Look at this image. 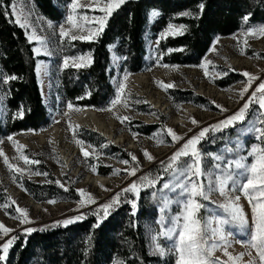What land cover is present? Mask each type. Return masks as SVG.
<instances>
[{
  "label": "rangeland",
  "instance_id": "1",
  "mask_svg": "<svg viewBox=\"0 0 264 264\" xmlns=\"http://www.w3.org/2000/svg\"><path fill=\"white\" fill-rule=\"evenodd\" d=\"M54 3L61 13L57 20L49 19L43 15L34 0H11L10 4V11L12 12L14 5L16 11L22 12L23 19L30 25L29 28L21 27L25 35L26 32L30 33L34 30L43 39L45 47L50 53L49 55H37L33 51L37 59V81L48 119V126L42 131L59 127L66 131V136L60 141L39 143L33 137L34 134L42 131L38 133L33 131L20 132L12 135L15 141L26 146L24 152L30 159L40 161L38 164L26 166L23 160L19 159V153L13 144L7 140L8 136L0 134V150L4 152L9 162L27 169L22 175L12 172L4 164V157H0V205L10 204L11 200H14L19 207L28 211L29 218L32 221L30 224L21 225L14 218L18 215L15 212V204L11 207H0V222L9 229L15 230L9 233L8 236L0 235V244H3L12 235L26 234L23 229L27 227L35 228L40 224L50 223L58 218L66 219L81 214L86 217L90 212H94L99 204L107 202L121 188L127 187L133 181H139L141 177L148 176L156 179L157 184L155 187H144L149 188V197L151 202L153 200L155 206V216L145 224L147 248L149 254L157 258V264H176L178 257L172 251L174 239L161 238L158 241L168 250V254L163 257L154 254V241L152 240V237L156 236L162 228L172 227L174 218L182 212L180 190H164L163 185L164 183H175L172 179V173L165 172L164 169L169 162V157L182 146L184 140L174 143L164 129L170 127L186 140L197 134L201 128L225 119L243 105L255 87L264 82V58L260 57V53L264 50V37L245 38L243 36L248 28L260 24H253L232 36L215 37L207 53L197 66L171 65L174 67L165 68L160 66L164 64L160 63L157 57V40L161 31L156 34L150 31V26L158 16L151 18L150 12L144 35L146 43L145 66L141 71V73L149 76L148 80L137 86L130 84L132 75H128V80L125 82L127 107L121 103L117 104L112 111H100L92 108L99 115H103L104 120L106 119L105 127H107L106 130L109 135L105 136L101 132L78 128L76 138L82 140L85 146L91 145L95 149L96 155H90L86 159L80 151V146L73 140V130L68 127L71 118L84 108L73 105L74 110L67 109L68 102H66L62 93L61 73L66 69L62 67L65 56L90 53L89 51H80L84 47L77 49L75 44H85L90 43V41L61 40L59 37L60 26L69 27L66 24V17L69 12L67 5L70 0H54ZM84 14L89 17L103 15L98 10L93 11L91 8H84L78 12V15ZM13 19L15 20V17ZM82 23L92 26L91 21H82ZM217 38L219 40L215 44V51H212L213 42ZM245 39H247V44L244 43ZM31 44L33 45L32 50L40 47L36 42ZM108 50L110 60L107 73L113 87L114 98L117 85L123 80L125 74L123 69L125 59L115 52L114 45L110 46ZM242 51L243 54H241ZM205 60L212 62L208 66V77L204 75V70L199 67ZM244 71L259 77V79L253 82L249 92L241 99L239 92L246 83V77L242 75ZM230 75L238 77V81L226 85L232 78ZM156 81L174 83L175 87L165 91L157 85ZM176 91L178 93H174ZM182 93L191 94L190 100L183 102L185 95ZM138 100L146 101V103H138ZM216 105L223 106L227 111L221 112ZM0 107L2 114L5 115L4 99L1 92ZM75 109H80V111ZM66 111L69 112L68 117L64 116ZM182 112L186 115L181 116ZM258 115V106L253 104L248 110L247 120L244 124L238 123L236 127H229L221 132H210L198 145L203 155V170L205 173L203 183L205 188L207 189L210 181L214 182L216 177L230 174L235 180V185L231 181L229 182V195H239L241 197L239 204L249 222L248 226L244 228L239 227L234 222L223 226L228 245H230L228 252L232 255L248 252H251L253 257L256 255L255 250L247 247L253 231L251 206L248 199L239 190L241 183L245 182L246 172L244 169L236 168L234 162L239 161L250 165L253 162V157L249 155L251 148L264 143L255 139V132L244 131L252 121L257 119ZM116 116H128L129 120L121 123L116 119ZM192 118L198 121V125L191 123ZM56 121H59V123ZM256 126L261 125L257 124ZM86 150L92 151L87 147ZM144 150H147L153 157L152 161L145 158L143 155ZM131 155L137 157L136 162L131 161ZM215 156H220L221 159L216 160L214 159ZM124 160H128L129 163L127 165L123 164L121 161ZM185 161H188V158H181V163ZM230 163L231 167H229ZM93 166L96 169L95 173L91 170ZM134 166L137 167L135 176L130 177L126 171H123ZM29 170L37 173L46 172L48 175H30ZM106 170H109L111 174H99L100 171ZM114 170H119V173L114 174ZM51 177L60 181L61 184L67 182L71 185L79 200L76 202L55 203L35 200L33 196L43 198L44 194L40 185L49 183ZM96 178L101 179L96 181ZM104 188L108 191L103 190ZM78 189L86 190L96 199L97 203L86 207H78L81 200ZM210 197V200L200 201L204 207L198 214L209 230L216 226V221L228 218L227 214L219 207V204L224 202V197H221L217 191L210 192ZM161 208L164 209L163 212H161ZM208 235L211 236V231ZM213 242L217 244L213 258H218L219 264H223L227 261L223 250L224 242L209 239L208 245L211 246ZM249 258V255H244L239 264H247ZM257 264H259L258 260Z\"/></svg>",
  "mask_w": 264,
  "mask_h": 264
},
{
  "label": "trees",
  "instance_id": "2",
  "mask_svg": "<svg viewBox=\"0 0 264 264\" xmlns=\"http://www.w3.org/2000/svg\"><path fill=\"white\" fill-rule=\"evenodd\" d=\"M34 1L49 19L57 20L61 15L54 0ZM201 3L204 5L202 13L198 9ZM10 4L11 0H0V73L16 75L20 79L7 85L0 84L5 107V115L0 107V134L4 136L28 131L38 133L48 126L36 76L37 59L33 45L14 22ZM153 10L159 13L150 26L153 34L165 29L169 23L182 24L187 29L183 35L160 40L157 57L166 65L197 66L215 37L232 36L253 24L264 25V0H126L112 14L98 39L75 44L77 49L84 47L80 51H89L94 62L85 69L66 68L62 71V93L66 102L89 110L109 107L113 87L107 73L108 48L112 45L125 59L124 71L132 76L141 74L145 66L147 18ZM185 11L193 12L194 16L179 15ZM245 15L250 16L247 23L242 19ZM169 49L173 51L169 52ZM230 79L226 85L238 81L235 76ZM182 94L185 95L183 102L190 100L191 94ZM21 106L24 108L23 118L14 119ZM99 174L109 175L111 172L106 170ZM50 180L40 185L43 198L33 196L35 200H79L67 182L61 187L56 179L51 177ZM149 196V188H143L138 198V211L132 216L130 205L123 201L136 197L125 194L120 205L98 228L92 227L96 223L93 212L66 227H53L65 218L40 224L35 228L44 230L18 235L6 261L0 264H157V258L149 254L145 233V224L155 216L154 202Z\"/></svg>",
  "mask_w": 264,
  "mask_h": 264
},
{
  "label": "snow or ice",
  "instance_id": "3",
  "mask_svg": "<svg viewBox=\"0 0 264 264\" xmlns=\"http://www.w3.org/2000/svg\"><path fill=\"white\" fill-rule=\"evenodd\" d=\"M125 3L126 0H83V2H81V0H70V3L67 5L69 12L66 17V24L69 27L61 25L59 29V37L61 38V40L68 41L87 40L91 42L98 39L106 28L107 22L112 14ZM84 8H91L93 11L98 10L99 12L103 13V15H100L98 17H89L87 14L78 15V12ZM198 9L202 13L204 5L202 3L199 4ZM11 15L15 17L14 22L20 27H30L27 21L23 19L22 12H17L14 5ZM158 15L159 13L155 10L150 13L151 18H155ZM179 15L193 17L194 13L191 11H185L180 13ZM195 18H198V16H196ZM242 19L245 23H247L250 19V16L245 15L242 17ZM82 21H91L92 26H88L85 23H82ZM186 30L187 29L185 25H176L173 23H169L166 28L159 34L157 44L160 43V40L167 39L169 36L175 37L178 35H183ZM26 36L29 43L36 42L40 45V47H36L33 49L35 54H50L45 47V42L39 35L35 33L34 30L30 33L26 32ZM243 36L245 38L264 37V25H258L248 28L243 33ZM218 40L219 38H217L213 42V46L211 48L212 51H215V44L218 43ZM244 43L247 44V39H245ZM168 51L171 52L173 51V49H169ZM241 54H243V51L241 52ZM93 62L94 59L90 53H82L78 56H65L63 58L62 67L68 68L71 66L79 70L82 68L90 67ZM211 64V61L205 60L199 65V67L204 70V75L206 77L209 76L208 66ZM160 66L165 68L174 67L166 64ZM128 75L129 74L125 72L123 80L118 83L115 97L109 101V107H107L106 109H99L100 111H112V109L117 104L121 103H123L125 107L128 106L127 96L125 93V82L128 80ZM242 75L246 77V83L243 89L239 92V96L241 99H243L244 96L249 92L250 88L253 85V82L259 79V77L254 76L247 71H244ZM18 79H20V77L16 75L0 73V84L7 85L11 81H15ZM156 83L165 91L175 87L174 83H163L160 81H156ZM82 98L83 97H81L80 99ZM137 102L146 103V101L139 100ZM253 104H256L258 106L259 115L257 119L255 121H252L249 127L244 131L255 132V139L264 142V82L259 83L255 87L248 99L236 112L227 116L225 119L216 122L215 124H211L207 127L201 128V130L197 134H194L186 140L183 136L178 135L174 131V129L170 127L164 129L174 143L184 140L182 146L169 157V162L164 169L165 172L172 173V179L175 181V183H164L163 185L164 190H180L179 194L182 197V212L174 218V224L172 227L162 228L156 236L152 237V240L154 241V254L159 255L160 257L167 255L168 250H166V247L160 244L158 241L161 238L168 240L174 239L175 242L172 251H174V253L177 254L178 257L176 259V264H219L218 258H213V253L217 248V244L213 242L211 246L208 245V240L212 239L213 241L224 242L223 250L224 256L227 257V261L223 262V264H239V262L242 260V257L246 254L250 257L247 261V264H257V260L259 261V264H264V143H262L261 145H255L251 148L249 155L253 157V162L250 165H246L239 161L234 162L236 168L244 169L246 172L245 182L241 183L239 190L243 193V196L248 199L249 205L251 206L253 231L251 232V240L247 247L255 250V257L251 255V252L240 253L238 255H232L228 252V247L230 245H228L223 226L230 222H234L239 227L244 228L248 226L249 222L243 208L239 204L241 197L239 195H229V182L231 181L232 184L235 185V180L230 174L216 177L215 181H210L208 188H205V185L203 183V177L205 175L203 170V155L198 148V145L203 139L207 137L210 132H221L228 129L229 127H236L238 123L244 124L247 120L248 110ZM216 107L219 108L221 112L227 111V109H225L221 105H216ZM67 109L70 111L74 110L73 104L68 103ZM75 110L80 111V109ZM23 116L24 108L23 106H21L18 108L13 118L22 119ZM64 116L68 117L69 112L66 111L64 113ZM116 119H118L121 123H124L125 121L129 120V117L116 116ZM56 122L59 123V121ZM191 123L193 125H198V121H196L194 118L191 119ZM257 124L261 126H256ZM68 127L69 129L73 130V140L78 146H80L82 155L86 159L90 155H96L95 149H93L91 145L85 146L82 140L76 138L79 126H75L74 128V126L69 122ZM7 140L13 144L14 148L19 153V159L23 160L26 166L40 163V161L38 160L30 159L29 156L24 152L26 146L15 141L12 135H9L7 137ZM86 147L87 149H92V151L90 152L89 150H86ZM143 155L147 160L152 161L153 157L147 150L143 151ZM0 157H4V164L12 172L22 175L27 170L10 163L2 150H0ZM181 158H188V161L181 163ZM214 159L220 160L221 157L215 156ZM131 161L136 162L137 157L135 155H131ZM121 162L125 165L129 163L128 160H124ZM231 166L232 165L230 163L229 167ZM91 170L94 173L96 171L94 166L91 168ZM123 171H126L127 175L130 177L135 176L137 167L134 166L131 169H124ZM118 173L119 170H114V174ZM29 174L44 176L48 175V173L46 172L37 173L31 172L30 170ZM56 183L60 184L61 187H64L60 183V181H56ZM156 184V179L145 176L141 177L139 181H133L127 187L121 188L120 191L116 192L107 202L99 204L97 206L96 210L92 213L96 216V223L93 224L92 227H100L101 223L111 214L112 211L115 210L116 207L120 205V203L122 202L121 197L125 194H132L134 197H136V199L123 201L124 203H128L130 205V214L132 216H135L138 211V198L140 192L144 187H155ZM101 187L103 188V186ZM103 190L108 191V189L106 188H104ZM77 191L81 197L78 207H86L88 205L97 203L96 199L91 194L87 193L86 190L78 189ZM212 191H217L221 197H224V202L219 204V207L227 214L228 218L216 221V226L209 230L207 225L199 218L198 214L204 207V205L200 201L210 200V192ZM9 200H11V198H9ZM48 203H55V201L50 200L48 201ZM14 204L16 205L15 212L18 214L14 218L18 220L21 225L32 223L29 218L28 211L24 208L19 207V205L16 204L14 200H11L10 204L0 205V207H11ZM163 211L164 209L161 208V212ZM84 218L85 216L83 214L71 218H66L62 221L56 222L53 227L57 225H63L66 227ZM42 230L44 229H36L32 227L23 229V231L29 235L35 231ZM14 231V229H9L2 222H0V235L8 236L9 233ZM209 231H211V236L208 235ZM17 238V236L12 235L3 244H0V262L6 261L7 254ZM120 264H123V262H120Z\"/></svg>",
  "mask_w": 264,
  "mask_h": 264
},
{
  "label": "bare ground",
  "instance_id": "4",
  "mask_svg": "<svg viewBox=\"0 0 264 264\" xmlns=\"http://www.w3.org/2000/svg\"><path fill=\"white\" fill-rule=\"evenodd\" d=\"M264 51V50H263ZM260 53V57L264 58V52ZM263 67V65H262ZM263 69V68H262ZM148 75L141 73L137 75H133L130 80V84L140 86L144 84L148 80ZM108 114V113H107ZM186 113L181 114V116H185ZM103 116V115H102ZM101 115H99L94 110L84 109L81 110L78 114L74 115L71 119V124L74 126H79V128H85L95 132H101L102 134H107V127H105V120ZM66 136V131L63 128L54 127L50 130L42 131L38 134H34V139H36L39 143L43 142H53L60 141ZM96 181H100L101 178H96ZM102 182V181H101Z\"/></svg>",
  "mask_w": 264,
  "mask_h": 264
}]
</instances>
